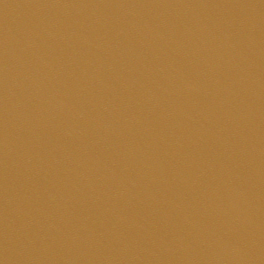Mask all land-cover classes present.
<instances>
[{
	"label": "water",
	"instance_id": "95a60500",
	"mask_svg": "<svg viewBox=\"0 0 264 264\" xmlns=\"http://www.w3.org/2000/svg\"><path fill=\"white\" fill-rule=\"evenodd\" d=\"M0 264H264V0H0Z\"/></svg>",
	"mask_w": 264,
	"mask_h": 264
}]
</instances>
